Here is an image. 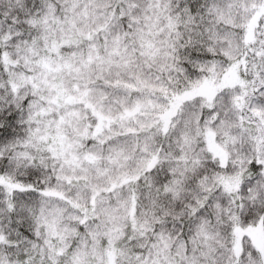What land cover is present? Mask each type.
Instances as JSON below:
<instances>
[{"label":"snow or ice","instance_id":"snow-or-ice-1","mask_svg":"<svg viewBox=\"0 0 264 264\" xmlns=\"http://www.w3.org/2000/svg\"><path fill=\"white\" fill-rule=\"evenodd\" d=\"M0 264H264V0H0Z\"/></svg>","mask_w":264,"mask_h":264}]
</instances>
